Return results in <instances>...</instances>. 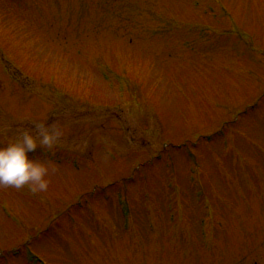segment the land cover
<instances>
[{
  "label": "rangeland",
  "instance_id": "rangeland-1",
  "mask_svg": "<svg viewBox=\"0 0 264 264\" xmlns=\"http://www.w3.org/2000/svg\"><path fill=\"white\" fill-rule=\"evenodd\" d=\"M24 244L264 264V0H0V264Z\"/></svg>",
  "mask_w": 264,
  "mask_h": 264
},
{
  "label": "trees",
  "instance_id": "trees-1",
  "mask_svg": "<svg viewBox=\"0 0 264 264\" xmlns=\"http://www.w3.org/2000/svg\"><path fill=\"white\" fill-rule=\"evenodd\" d=\"M153 184V183H152Z\"/></svg>",
  "mask_w": 264,
  "mask_h": 264
}]
</instances>
